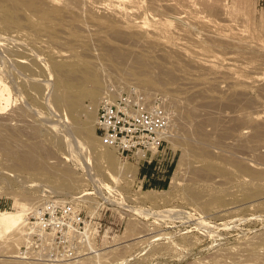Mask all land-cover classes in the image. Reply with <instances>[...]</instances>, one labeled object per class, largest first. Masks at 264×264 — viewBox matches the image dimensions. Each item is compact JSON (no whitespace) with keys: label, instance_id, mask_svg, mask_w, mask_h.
<instances>
[{"label":"rangeland","instance_id":"rangeland-1","mask_svg":"<svg viewBox=\"0 0 264 264\" xmlns=\"http://www.w3.org/2000/svg\"><path fill=\"white\" fill-rule=\"evenodd\" d=\"M57 1L0 0V210L28 233L71 203L88 230L69 258L2 233L0 264H264V0ZM110 88L168 111L164 188L97 137Z\"/></svg>","mask_w":264,"mask_h":264},{"label":"built area","instance_id":"built-area-1","mask_svg":"<svg viewBox=\"0 0 264 264\" xmlns=\"http://www.w3.org/2000/svg\"><path fill=\"white\" fill-rule=\"evenodd\" d=\"M169 127L170 115L159 100L148 101L143 94L128 91L100 103L95 133L121 159L137 162L142 156L139 163H145L165 151ZM38 220L28 232L27 253H34L41 241L47 245L46 257L69 258L76 249L71 246L72 239L81 238L88 230L86 220L71 203H46Z\"/></svg>","mask_w":264,"mask_h":264},{"label":"bare ground","instance_id":"bare-ground-1","mask_svg":"<svg viewBox=\"0 0 264 264\" xmlns=\"http://www.w3.org/2000/svg\"><path fill=\"white\" fill-rule=\"evenodd\" d=\"M50 5H55V4H57V0H46ZM67 1V0H66ZM89 0H87V2H88ZM85 2H86V0H85ZM90 2V1H89ZM89 2L87 3V4H89ZM68 3V5H69V1H67V2H65V6H66V4ZM71 4H72V0H71ZM86 4V3H85ZM31 7H35V5L33 4H31L30 5ZM102 6V5H101ZM100 6V8L99 9H101L102 11L104 10H106V7L103 5L102 7ZM97 8V9H98ZM117 12H121V11H117ZM131 13V12H130ZM116 14H118V13H116ZM122 14V13H121ZM128 14V13H127ZM95 79V78H94ZM91 81H95V80H91ZM102 83H104L103 81H102ZM101 83V81L100 80H98L97 79V82H96V85H95V87H94V89H95V92L93 93V97H92V101H93V104H94V102H95V105L96 106H98L96 103H97V100H98V102H99V95H98V93H99V91L98 90H100L99 88L103 85ZM0 85L3 87V88H7L6 87V85L2 82V81H0ZM92 87V86H91ZM92 87V88H93ZM111 89V88H110ZM113 89V88H112ZM111 89V91L109 92V91H107L108 93V95H107V99H111V98H113V97H116L115 96V94L117 95V93H118V91H116L117 89H115V90H112ZM115 92H117V93H115ZM92 95V94H91ZM105 99H103V101H104ZM80 101V100H79ZM4 102H8V99L7 98H5L3 95H0V110H2L3 109V107H2V104L4 103ZM72 102V103H71ZM81 102V101H80ZM67 104L73 109V110H77L76 109V107H78L79 106V103H78V100L77 101H67ZM81 105H82V102H81ZM81 105H80V108H81ZM84 105V104H83ZM95 106V107H96ZM75 108V109H74ZM79 109V108H78ZM94 106H93V108L91 107V111L90 112H87V116H88V118L90 119V120H92V119H94V121H95V117H96V115H97V108L96 109H94ZM70 110V109H69ZM68 110V111H69ZM85 110H87V108L85 109ZM72 111V110H71ZM66 112V111H65ZM76 112V111H75ZM74 113V112H73ZM77 115V114H76ZM67 118V117H66ZM65 118V119H66ZM81 122V121H80ZM66 122H64L63 123V130H65L66 132H71L72 134H73V131L72 130H70V127H69V125H66L65 124ZM69 123V122H68ZM3 131V130H2ZM16 134V133H15ZM244 134V133H243ZM9 138V137H8ZM193 138V137H192ZM12 139V138H11ZM173 140H174V138H173ZM76 142H78L77 140H76ZM78 144H80V145H82V143H80V142H78ZM2 147V146H1ZM0 147V148H1ZM7 146H5V148H6ZM8 148V147H7ZM2 149H4V148H2ZM7 150V149H6ZM5 151V150H4ZM11 150H10V148L8 149V154L10 153H13V150L10 152ZM7 153V152H6ZM9 154V155H10ZM13 154H15V155H13ZM12 154V156H15V163L16 164H18L17 163V161H18V158H17V155H16V153H13ZM11 157V156H10ZM12 158V157H11ZM14 159V158H13ZM183 159V158H182ZM181 159V160H182ZM137 160L138 161H140L141 160V156H138L137 157ZM14 161V160H13ZM185 160H182L181 161V164H180V166H183L185 163ZM33 165V164H32ZM43 167V166H42ZM41 167V168H42ZM45 167V166H44ZM46 168V167H45ZM240 168H241V170H243V172L244 171H246V167H244V166H240ZM33 169H35L36 170V168H33ZM47 170H50L49 172H52L54 175H55V172H54V170H52L50 167H47L46 168ZM46 169H44L43 168V170H45L46 171ZM38 170V169H37ZM40 170V169H39ZM42 170V169H41ZM45 173V172H44ZM44 173L42 174V175H44ZM36 175L38 174V173H35ZM7 175V174H6ZM176 182H178V176H177V173L174 175V177H173V179H172V183L174 184V183H176ZM40 186H41V184H39ZM35 186V185H34ZM46 188V187H45ZM82 196V195H81ZM42 200V198L41 199H39L38 201H41ZM35 202H37V201H35ZM19 205V207H22V209L21 210H17V211H2V210H0V235L2 234V233H6V232H12V233H14L13 235H14V237L12 238V243L15 245V244H17L19 241H20V238L22 237V235L23 236H25V234L26 235H28V233H27V231H26V229H23L24 227H25V225H26V222H25V220H24V217H23V213H24V210H23V207H25V205L23 204V205H21V204H18ZM17 208V207H16ZM38 208V207H37ZM36 210H38V209H36ZM24 230H25V232H24ZM10 240H11V238H10ZM11 243V244H12ZM23 254H24V252H22ZM20 254V252H18V256L17 255H15L18 259H25L24 257H23V255L21 254V256L19 255Z\"/></svg>","mask_w":264,"mask_h":264},{"label":"crops","instance_id":"crops-1","mask_svg":"<svg viewBox=\"0 0 264 264\" xmlns=\"http://www.w3.org/2000/svg\"><path fill=\"white\" fill-rule=\"evenodd\" d=\"M173 161L174 157L166 150L158 156H151L147 162L141 163L140 183L153 189L164 188L170 178Z\"/></svg>","mask_w":264,"mask_h":264},{"label":"trees","instance_id":"trees-1","mask_svg":"<svg viewBox=\"0 0 264 264\" xmlns=\"http://www.w3.org/2000/svg\"><path fill=\"white\" fill-rule=\"evenodd\" d=\"M161 189V188H160Z\"/></svg>","mask_w":264,"mask_h":264}]
</instances>
